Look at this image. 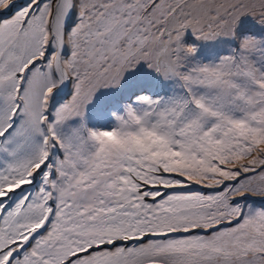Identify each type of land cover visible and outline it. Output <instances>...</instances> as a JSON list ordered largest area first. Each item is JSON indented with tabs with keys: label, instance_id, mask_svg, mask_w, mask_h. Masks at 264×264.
Here are the masks:
<instances>
[{
	"label": "snow or ice",
	"instance_id": "obj_1",
	"mask_svg": "<svg viewBox=\"0 0 264 264\" xmlns=\"http://www.w3.org/2000/svg\"><path fill=\"white\" fill-rule=\"evenodd\" d=\"M0 264H264V0H0Z\"/></svg>",
	"mask_w": 264,
	"mask_h": 264
}]
</instances>
